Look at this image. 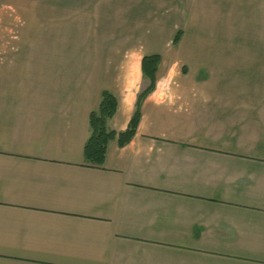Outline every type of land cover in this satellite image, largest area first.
I'll list each match as a JSON object with an SVG mask.
<instances>
[{"label":"crops","instance_id":"0c3cea01","mask_svg":"<svg viewBox=\"0 0 264 264\" xmlns=\"http://www.w3.org/2000/svg\"><path fill=\"white\" fill-rule=\"evenodd\" d=\"M0 264H264V0H0Z\"/></svg>","mask_w":264,"mask_h":264},{"label":"trees","instance_id":"16d2710c","mask_svg":"<svg viewBox=\"0 0 264 264\" xmlns=\"http://www.w3.org/2000/svg\"><path fill=\"white\" fill-rule=\"evenodd\" d=\"M179 38L180 32L178 33L175 42H177ZM147 60L153 63V72L150 76L151 83L139 94L135 113L133 114L130 124L126 130L117 132L108 127V120L111 119L117 111L118 99L111 91L107 89L102 91L99 106L90 113L91 134L84 147V155L87 161L94 164L104 163L108 144L112 139L118 137L119 144L124 145L135 134L141 115L142 101L155 85V71L160 57L158 55L145 56L143 58V68Z\"/></svg>","mask_w":264,"mask_h":264}]
</instances>
